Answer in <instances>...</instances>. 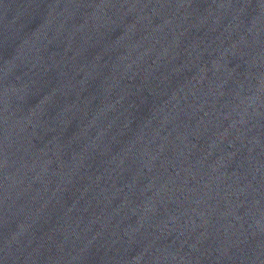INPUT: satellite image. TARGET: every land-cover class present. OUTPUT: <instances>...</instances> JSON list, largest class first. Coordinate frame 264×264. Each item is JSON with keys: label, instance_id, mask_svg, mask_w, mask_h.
<instances>
[{"label": "water", "instance_id": "obj_1", "mask_svg": "<svg viewBox=\"0 0 264 264\" xmlns=\"http://www.w3.org/2000/svg\"><path fill=\"white\" fill-rule=\"evenodd\" d=\"M0 264H264V0H0Z\"/></svg>", "mask_w": 264, "mask_h": 264}]
</instances>
